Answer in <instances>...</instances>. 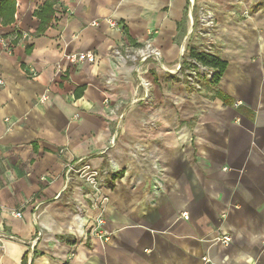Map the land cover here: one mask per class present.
<instances>
[{"label": "crops", "instance_id": "obj_1", "mask_svg": "<svg viewBox=\"0 0 264 264\" xmlns=\"http://www.w3.org/2000/svg\"><path fill=\"white\" fill-rule=\"evenodd\" d=\"M47 1L0 22V264H264V10L217 14L228 67L198 92L174 72L190 0H57L39 34Z\"/></svg>", "mask_w": 264, "mask_h": 264}, {"label": "rangeland", "instance_id": "obj_2", "mask_svg": "<svg viewBox=\"0 0 264 264\" xmlns=\"http://www.w3.org/2000/svg\"><path fill=\"white\" fill-rule=\"evenodd\" d=\"M189 6L187 18L189 17L188 22L192 34L188 39H183L181 41L180 54L182 63L176 64L174 72L176 75L183 74L186 76L190 89L200 92L204 90L203 86L212 83V78L208 77L209 73L201 67L208 70L210 69L200 64L198 65L201 67L196 65L194 60L190 57V50L194 49L197 52H206L218 56L215 52L222 51V43H219L217 40L220 29L217 14H223L224 17H227L226 19L241 20L248 17L250 14L264 10V4H257L256 1H254L252 4L249 3V5H245L243 1H224L219 5H215L211 2L190 0ZM155 56L156 55H153V57ZM138 59L137 62H140L142 57ZM254 60H256V58H254ZM161 67L163 68V66ZM211 71L214 72L213 70ZM190 72L196 73V76L191 75ZM143 82L144 81L140 78L138 80V87L146 89Z\"/></svg>", "mask_w": 264, "mask_h": 264}, {"label": "built area", "instance_id": "obj_3", "mask_svg": "<svg viewBox=\"0 0 264 264\" xmlns=\"http://www.w3.org/2000/svg\"><path fill=\"white\" fill-rule=\"evenodd\" d=\"M93 24L97 25L96 22ZM24 39H26V36H24ZM0 45L2 46V50L4 52H6L7 54L11 55L13 53L12 41L6 39L3 35H0ZM147 52H148V50L141 52V54L143 55L142 60H146L148 58ZM157 54H158V52H155L156 56H157ZM67 58L71 64H78V63L94 64V63L98 62V56L92 51L78 52V53L69 55ZM194 63L196 65H198L195 61H194ZM198 66H200V65H198ZM201 68L206 70L209 73V75H208L209 78H212L213 72L211 70H208V69L203 68V67H201ZM31 72H32V74L35 73V71L33 69H31ZM190 74L196 76V73L190 72ZM3 84H4L3 80L0 79V85H3ZM44 99L45 98H43L42 100H44ZM67 170H68V173L77 172L80 174V176L82 178H86V180L89 182V184L95 189L96 193L100 192L101 186L106 183V181L104 179V173H100V171L98 169L91 168L88 165H85L83 168H79L77 164H68ZM88 170H89V172H88ZM105 174H106V172H105ZM13 215L17 218L23 217V214L21 212H16ZM182 216L185 220L189 219V214L186 212L183 213ZM103 226H104V220L102 217H100L97 219L96 224L92 226L91 231H93L94 234H98L99 232H101ZM103 235H104V232H103ZM3 237H4L3 234L0 233V248H1V242L3 240ZM107 240H109V239L107 238ZM216 242L219 243L221 246L226 247L232 242V237L228 234L220 233L216 237ZM204 262H205V264H211V261L208 260L207 258H204Z\"/></svg>", "mask_w": 264, "mask_h": 264}, {"label": "trees", "instance_id": "obj_4", "mask_svg": "<svg viewBox=\"0 0 264 264\" xmlns=\"http://www.w3.org/2000/svg\"><path fill=\"white\" fill-rule=\"evenodd\" d=\"M57 0H48L41 11L36 13V16L40 20V26L38 33L42 34L46 28L50 25L53 16V5ZM14 0H2L0 4V22L4 25H9L14 21ZM190 57L197 64L213 70L212 84H218L221 77L225 73L228 67V63L219 56L209 54L206 52H197L196 50H190ZM68 264V263H65Z\"/></svg>", "mask_w": 264, "mask_h": 264}]
</instances>
